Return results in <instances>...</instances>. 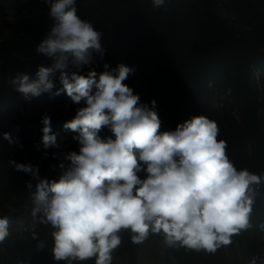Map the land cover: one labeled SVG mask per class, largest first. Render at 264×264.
<instances>
[{
    "label": "clouds",
    "instance_id": "clouds-1",
    "mask_svg": "<svg viewBox=\"0 0 264 264\" xmlns=\"http://www.w3.org/2000/svg\"><path fill=\"white\" fill-rule=\"evenodd\" d=\"M45 2L54 24L37 53L52 63L38 66L36 79L17 73L11 83L26 100L66 93L75 104L83 102L63 125L79 133L74 139L80 148L65 155L70 163L66 168L60 164L65 170L58 181L41 178L30 163L9 164L37 181L31 215L34 222L54 229V259L73 264L95 258V264H112L122 230L131 233L132 243L143 242L151 231L163 233L169 247L214 254L229 246L234 235L252 228L254 186L264 178L237 170L226 154L227 142L217 139V122L199 115L161 133L156 101L151 107L140 103L123 83L135 67L105 64L99 74L94 69L80 74L92 64V53L103 58L104 49L101 33L76 14V0ZM152 6L165 7L166 0H152ZM57 74L62 87L53 92ZM41 122L43 135L36 150L59 148L51 118L45 114ZM104 127L114 138L100 137ZM3 136L13 142L8 133ZM141 171L146 178H139ZM26 187L31 189L32 183ZM8 224L7 217H0V242L10 234ZM258 228L264 232V222ZM247 264H264V254L252 255Z\"/></svg>",
    "mask_w": 264,
    "mask_h": 264
},
{
    "label": "rangeland",
    "instance_id": "rangeland-1",
    "mask_svg": "<svg viewBox=\"0 0 264 264\" xmlns=\"http://www.w3.org/2000/svg\"><path fill=\"white\" fill-rule=\"evenodd\" d=\"M96 1L104 4L98 8L91 6ZM216 4L221 15L247 44L264 51V26L258 0H216ZM75 6L78 17L91 21L101 33L103 49L118 57L128 56L142 61L146 65L145 72L154 73L158 69L155 63H162V52L181 43L176 28L160 15L157 8H153L152 0H76ZM164 8L184 18L189 44L204 37L208 23L196 0H166ZM49 12L50 4L45 0H0V217L8 218L10 233L0 242V264H67L53 257L54 229L50 225L34 222L31 215L37 181L9 164L10 160L30 163L38 167L41 178L58 181L65 170L60 164L63 163L66 168L70 163L65 155L79 152V141L74 139L79 133L65 130L63 126L52 132L57 137L59 148L43 150L41 146V150L37 151L34 145L40 142L43 132L36 129L35 120L40 114H47L64 117L68 122L75 117L78 108L85 106L84 103L75 104L66 93L58 96L45 93L38 100H26L11 83L20 73L15 70L13 56L33 63L50 59L37 53L38 45L54 24ZM4 36L24 38L36 44L32 48L23 47L16 52H8L1 47ZM92 56V64L83 66L81 72L95 68L101 62L98 53L93 52ZM252 79L264 132V66L253 68ZM53 80L55 92L59 84L54 77ZM228 103L226 94L191 88L184 108V121L199 115L216 121L220 129L217 139L227 142L226 154L237 170L248 169L260 175V169L251 159L249 145L234 139V131L241 120L236 109H231ZM4 133L10 135L12 143L4 139ZM99 135L102 139L114 138L108 127H104ZM45 151L47 157L44 156ZM138 176L143 179L147 173L141 171ZM27 182L32 183L31 189L26 187ZM254 187H258V191L251 213L253 227L234 235L229 246L219 248L214 254L189 249L200 257L199 264H247L252 255L264 254V232L258 228L264 222L263 181ZM119 235L122 243L112 253V264H177L164 242L163 233L149 232L148 237L139 243L135 263L129 260L127 250L131 233L122 230ZM73 264H95V258L73 261Z\"/></svg>",
    "mask_w": 264,
    "mask_h": 264
},
{
    "label": "trees",
    "instance_id": "trees-1",
    "mask_svg": "<svg viewBox=\"0 0 264 264\" xmlns=\"http://www.w3.org/2000/svg\"><path fill=\"white\" fill-rule=\"evenodd\" d=\"M203 9L208 26L201 40L188 43V29L184 18L171 13L164 7L157 8L160 15L176 28L179 45L163 51L162 63H155L154 73L146 71V65L128 56L118 57L104 49L101 62L95 67L82 71L87 74L94 69L103 72L104 65L116 68L123 63L135 67L123 82L140 97V103L151 107L156 101V112L161 121L159 131H174L178 124L184 122V108L191 88L199 87L205 92L218 91L226 94L231 109H236L240 116L238 129L234 131L236 142L250 147L251 159L258 166L264 178V132L258 111V101L253 85V68L264 66V51L247 44L234 30L229 21L218 11L216 0H196ZM262 24L264 26V0H258ZM104 2H93L91 6L100 7ZM35 41L24 38L4 36L1 47L8 52H16L23 47L32 48ZM15 70L27 74L30 80L36 79L38 66H50L52 60L33 63L28 59L13 56ZM59 88L62 87L58 80ZM211 81H214L211 82ZM38 100V97L34 98ZM76 114V113H75ZM40 114L35 120V127L42 132L44 125ZM51 118V131L63 126L66 119L48 115ZM144 179V178H143ZM264 183V179H262ZM139 243H132L128 238L127 250L129 260L136 262ZM168 250L177 264H199L200 257L183 246H168Z\"/></svg>",
    "mask_w": 264,
    "mask_h": 264
}]
</instances>
